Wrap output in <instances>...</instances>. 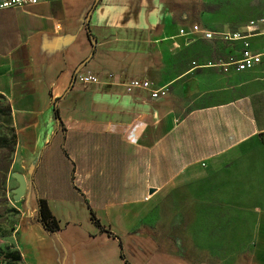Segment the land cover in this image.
Masks as SVG:
<instances>
[{
    "label": "crops",
    "instance_id": "0c3cea01",
    "mask_svg": "<svg viewBox=\"0 0 264 264\" xmlns=\"http://www.w3.org/2000/svg\"><path fill=\"white\" fill-rule=\"evenodd\" d=\"M178 1L40 0L0 11V98L25 183L21 264H264L263 209L242 263L177 255L142 231L174 191L211 173L229 190L214 199L240 196L238 151L264 142V57L251 70L217 69L226 87L204 89L208 70L174 57ZM257 23L255 33L250 23L234 30L247 32L252 51L264 45ZM227 43L237 56L240 42ZM88 74L95 83L76 80ZM133 79L149 89L127 90ZM37 199L58 225L53 234L33 220Z\"/></svg>",
    "mask_w": 264,
    "mask_h": 264
},
{
    "label": "rangeland",
    "instance_id": "374dc122",
    "mask_svg": "<svg viewBox=\"0 0 264 264\" xmlns=\"http://www.w3.org/2000/svg\"><path fill=\"white\" fill-rule=\"evenodd\" d=\"M211 7L212 11L207 12ZM264 21V0H179L172 13L173 36L181 46L175 59L180 66L208 70L204 76L206 90L226 87L218 79L215 64L232 58L237 47L218 33L253 22L250 32H257L258 21ZM264 30V26L262 28ZM210 31L211 39H203L202 32ZM263 37H257L260 41ZM264 46V45H262ZM0 106H4L0 100ZM14 131L10 117L0 111V264L8 262L4 254L16 250V231L25 221L20 209L21 198L15 200L17 187ZM247 169L237 175L240 196L214 199V194L229 192L220 188L214 173L196 185L187 186L171 195L156 212L143 223L142 231L158 244L177 255L204 257L210 262L230 258L238 263L246 257L252 241L254 212L264 210V142L250 139L237 154ZM229 165L225 167L228 169ZM220 196V195H217Z\"/></svg>",
    "mask_w": 264,
    "mask_h": 264
},
{
    "label": "built area",
    "instance_id": "2783aa9c",
    "mask_svg": "<svg viewBox=\"0 0 264 264\" xmlns=\"http://www.w3.org/2000/svg\"><path fill=\"white\" fill-rule=\"evenodd\" d=\"M40 0H0V11L9 9H25L37 5ZM253 26V22L249 24L248 27ZM248 31V30H247ZM221 39L225 41H239L240 50L237 56H232L227 61H219L215 64L217 68L222 73H228L230 70L235 72H242L251 70L253 67L260 63L262 57H264V46L260 47L257 51H252L249 47V42L247 41L248 35L240 31L218 33ZM203 39H211L212 33L210 31L202 32ZM76 80L81 84L95 83L96 78L92 75L76 76ZM148 80H136L133 79L127 85V90L130 89H149ZM157 91L151 93L152 97H156Z\"/></svg>",
    "mask_w": 264,
    "mask_h": 264
},
{
    "label": "trees",
    "instance_id": "16d2710c",
    "mask_svg": "<svg viewBox=\"0 0 264 264\" xmlns=\"http://www.w3.org/2000/svg\"><path fill=\"white\" fill-rule=\"evenodd\" d=\"M207 12L212 11V8L209 7L206 10ZM0 100H2L0 98ZM0 111L4 112L6 115L9 116V108L7 105L0 106ZM34 222L40 225L43 231L46 234H53L57 231L58 225L55 219L49 212V209L46 203L43 200L37 199L36 200V213L35 217L33 218ZM5 259L10 263H20V255L17 250L9 253L4 254Z\"/></svg>",
    "mask_w": 264,
    "mask_h": 264
},
{
    "label": "water",
    "instance_id": "95a60500",
    "mask_svg": "<svg viewBox=\"0 0 264 264\" xmlns=\"http://www.w3.org/2000/svg\"><path fill=\"white\" fill-rule=\"evenodd\" d=\"M13 177H14L15 181L17 182V187L15 189H13L14 198H15V200H18L19 198H21L23 196L25 183H24V180L20 174L15 173L13 175Z\"/></svg>",
    "mask_w": 264,
    "mask_h": 264
}]
</instances>
